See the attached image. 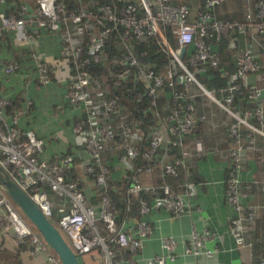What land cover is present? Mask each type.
<instances>
[{
	"label": "built area",
	"instance_id": "obj_1",
	"mask_svg": "<svg viewBox=\"0 0 264 264\" xmlns=\"http://www.w3.org/2000/svg\"><path fill=\"white\" fill-rule=\"evenodd\" d=\"M5 1L9 0H0ZM223 1L204 0L194 20L190 18L191 7L187 2L172 0H36L34 6L19 1L16 9L0 10V34L16 31L19 41L29 45L41 83L52 80L53 69L50 61L38 55L32 41L42 35L43 29L58 34L61 41L58 65L68 69V101L75 108L82 107L87 114L75 124L74 130L91 159L90 163H81L79 167L86 177L95 176L102 187L99 211L90 203L77 180H67L68 171L76 165L74 155L65 154L61 159L42 158L44 138L37 136L33 129L20 128L18 113L9 116L6 112L10 100L0 98V162L43 212L60 225L79 255L92 252L99 264H140L141 258L137 254L153 233V225L147 219L151 210L164 208L175 216L190 212L192 181L182 183V188L177 189L169 182L145 184L139 174L154 171L152 159L159 155L162 147L165 152L160 157V164L164 177L189 171L186 155L172 156L169 151L172 147L183 146L185 139L208 118L212 106L203 103L200 110L199 95L214 99L231 118L228 125L231 143L227 151V201L239 213L238 246L253 244L247 240V229L258 219L260 208L258 205H243L241 171L245 163L246 142L256 140L257 128L252 122L264 126L262 87L247 80L251 73L264 68V61L250 47L242 48L235 58L237 80L220 89L221 98L205 87L197 73L205 66L219 67L222 53L211 40L219 41L226 30H254L264 38V0H256L243 20L216 17L213 9ZM169 32L177 41L174 47L168 38ZM145 39L157 43L166 52V58L146 61L148 50H137L136 47L138 41ZM112 45L121 53H110ZM184 45L186 51L182 57ZM158 60L162 65L160 70L156 68ZM173 61L177 69H174ZM100 62L111 64L108 73L119 93L129 84L133 85L137 101L148 96L149 106L158 109L160 124L152 128L148 141L141 129L147 110L135 116L121 105L122 95L118 92L97 98L87 89L90 84H102L101 78L89 69L91 63ZM2 67L11 73L21 65L19 62L3 63ZM243 86L252 105L239 111L234 102ZM168 88L171 89L169 98L172 102L168 111L162 114L159 112V97ZM112 143L122 151L120 162L132 171L128 191L137 196L139 216L131 224L128 223L131 214L122 216L109 188L112 172L104 162L103 153ZM0 208L3 209L0 211V226L4 231H13L16 241L30 244L33 253L49 252L45 264H62L1 185ZM127 210H131L130 203ZM98 220L104 222V231L98 226ZM210 234L208 230L203 233L194 231L185 252L198 255L218 250L205 246ZM162 243L167 253L147 257V264H175L178 239L166 235Z\"/></svg>",
	"mask_w": 264,
	"mask_h": 264
},
{
	"label": "crops",
	"instance_id": "obj_2",
	"mask_svg": "<svg viewBox=\"0 0 264 264\" xmlns=\"http://www.w3.org/2000/svg\"><path fill=\"white\" fill-rule=\"evenodd\" d=\"M19 1L31 6L36 2L9 0L0 2V10L16 9L15 5ZM174 1L190 4L192 20L196 19L204 4V0ZM255 1L225 0L213 9V13L218 18L243 20L246 11L254 7ZM225 34L234 61L237 53L244 47H250L264 61V38L260 34L254 30H227ZM32 47L41 58L51 62L54 78L48 83H41L29 45L19 41L16 31H5L0 34V98H8L14 103L13 112L19 115L20 128L33 129L37 136L44 138L42 158L61 159L65 154H72L75 157V168L80 170V164L90 163L91 159L84 143L78 141L74 126L84 119L86 112L82 107H73L68 101V69L58 65L60 38L56 32L43 29L42 35L32 41ZM14 62L20 63L18 70L11 73L3 70V63ZM247 80L262 87L261 97L264 99V68L251 73ZM169 99L162 98L160 94V109L168 110ZM203 103L212 106L208 111V118L201 122L198 129L179 147L180 154L184 153L190 164L189 171L182 173H191L188 178V181L193 182L190 195L191 210L180 216H175L164 208L151 210L147 219L153 225V233L146 239L142 251L137 254L141 258L140 264H147L146 258L151 255L167 253L162 243L166 235H172L179 241L175 264L264 263V126L253 121L252 124L257 128L256 140L246 142L245 163L241 171V199L245 207L258 205L260 209L258 219L247 229V240L253 241V244L241 247L236 242L239 213L229 204L226 195L229 167L227 151L231 143L228 125L231 118L221 110L214 99L204 97L203 101H200L202 109ZM107 151L117 160L122 152L116 143H112ZM164 152L165 148L162 147L160 157ZM157 158L160 159L158 155ZM125 173L124 165L120 162L113 171V176L121 178ZM139 177L145 184L157 183V175L154 173L143 172ZM171 179L173 178L166 177L164 181L176 183ZM82 182L89 199L99 192V184L94 179L87 177ZM180 183L176 185L177 189L182 188L183 181ZM0 211L3 209L0 208ZM137 219L138 215L131 214L128 223H134ZM206 230L211 234L206 238L205 246L218 250L211 254L186 253L185 247L193 232L203 233ZM48 253H33L30 244H19L13 231H4L0 226V264H45ZM81 262L98 264L96 261L91 263L84 256L81 257Z\"/></svg>",
	"mask_w": 264,
	"mask_h": 264
},
{
	"label": "trees",
	"instance_id": "obj_3",
	"mask_svg": "<svg viewBox=\"0 0 264 264\" xmlns=\"http://www.w3.org/2000/svg\"><path fill=\"white\" fill-rule=\"evenodd\" d=\"M105 1V0H102ZM173 2H175L174 0H172ZM188 3V2H187ZM190 5V4H189ZM227 31V30H226ZM5 32V31H4ZM225 32L223 33L222 38L218 41L215 39H212V44L215 48L219 49L220 52L222 53V60L221 63L219 65V67L215 68V67H211V66H205L204 68L200 69L199 72L197 73V76L199 78V80L205 85V87L211 91H213V93L218 97L221 98V88H226L228 87L232 82H235L237 80L236 77V72L238 70L237 65H236V61H234L233 59V53L230 52V49L228 47V39L225 38ZM168 38L169 40L173 41L176 45V40L173 36V34L171 32H169L168 34ZM113 40V41H112ZM112 43L114 42V39H112ZM136 47L137 50L140 49H147L149 55L146 56L144 59L146 61H150L151 59H155L156 57L159 59H165L166 58V52L164 50L161 49V47L155 43L152 42L151 40L149 41L148 39L145 40H141L138 41L136 43ZM109 52L110 53H121L120 50L117 49L116 46L112 45L109 47ZM109 65H111L109 62H100V63H91L89 65V69L93 72V74L95 76H98L101 78L102 84L100 86H96V85H88L87 89L90 90L91 92H93L92 94L94 96H96L97 98L99 97H108V96H112L115 95L117 92V94L122 95V103L121 105L126 108L127 110H129L131 113H133L135 116L136 115H141L142 112H144L145 110H147V116L143 118L142 120V124H141V129H142V134L145 137V140L148 141V135L150 134L152 128L158 126L160 123V119H159V115L157 113L158 109L154 108V107H150L149 106V97L145 96L143 98L142 101H137L136 99V95L137 92L134 89L133 85H128L126 87H124L122 89V92L119 93V89L113 87L112 84V78L110 77L109 73H108V67ZM161 61H156V68L157 70L162 69L161 67ZM170 93H171V89H166L165 91L161 92L162 98L170 97ZM204 96L199 95L197 96V102H198V107L200 110H202V108L200 107V101H203ZM171 98L169 99V103L171 105ZM235 105L234 107L236 108V110L242 111L243 109H245L247 106H251L252 103L250 102L249 98H248V92L246 87H242L237 96H236V100H235ZM169 105V106H170ZM169 108V107H168ZM15 106L13 102H10V104L7 106L6 112L9 114H13L15 111ZM168 110H166V108L164 109H159V112L162 114H165ZM87 114L85 113V115H83V118H86ZM198 129V128H197ZM162 153V152H161ZM159 152V158H160V154ZM169 153H172L173 155H177L181 153V150L179 147H172L170 148ZM103 159L104 162H106L109 165V168L111 169L112 172V178L110 180V184H109V188H110V192L112 195V199L113 202L121 208L122 210V216L125 215L126 213H130V214H134V215H138L139 216V205H138V201H137V196L135 193L129 192L128 191V186H129V181H130V175L132 173L131 169H129L128 167L124 166L126 173L123 177L119 178L117 176H113V171L115 170L116 166L119 165L120 161L119 158L118 160L116 159V157L114 155H111L108 153V151H105L103 153ZM152 163L155 165V169L152 173H154L155 175H157V179H156V184L160 185L162 184L164 181V179L166 177L169 178H173L171 179L173 182L176 183H171L175 188L176 185L183 181L186 182L190 179L189 176L191 175V173L189 175L183 174L182 171L181 174L179 173L177 176L176 175H168L164 178V176L162 175L161 172V164H160V159H158L157 157L152 159ZM80 168V167H79ZM84 173L82 172V170L75 168V166L68 171L67 173V180H77L80 184V187L83 189V182L82 180H84V178L87 179V177H84ZM86 176V175H85ZM88 179H94L95 180V176H91L88 177ZM176 179V181H174ZM186 180V181H184ZM96 182V180H95ZM166 182H168L166 180ZM97 183V182H96ZM181 184V183H180ZM177 185V186H178ZM99 192L95 194L94 197L90 198L89 201L92 205H94L97 210L99 211L100 209V198H101V191H102V187L99 185ZM84 190V189H83ZM50 194L52 195L53 192L49 191ZM131 205V210L128 211L127 210V204ZM19 211L21 212V214L23 215V217L34 227L35 230L38 231L37 227L34 225V223L25 215V213L19 208V206L17 205ZM120 216V217H122ZM121 219V218H119ZM55 224L57 225L56 221ZM58 226V225H57ZM60 228V226H58ZM41 234V233H40ZM64 236L66 237V239L68 240V242L71 244V240H69V236L64 233ZM68 237V238H67ZM51 248V251H53L57 256L58 254L55 252V250ZM84 256L85 259H88L91 261V263L93 261H96L98 264L99 262L94 258L93 259V253H85V254H80V260L81 257ZM59 257V256H58ZM82 263V262H81Z\"/></svg>",
	"mask_w": 264,
	"mask_h": 264
},
{
	"label": "water",
	"instance_id": "obj_4",
	"mask_svg": "<svg viewBox=\"0 0 264 264\" xmlns=\"http://www.w3.org/2000/svg\"><path fill=\"white\" fill-rule=\"evenodd\" d=\"M185 51L186 45L182 47V57ZM0 185L34 223L38 232L58 254L62 264H82L79 253L73 249L61 229L43 212L36 200L12 177L1 162Z\"/></svg>",
	"mask_w": 264,
	"mask_h": 264
},
{
	"label": "rangeland",
	"instance_id": "obj_5",
	"mask_svg": "<svg viewBox=\"0 0 264 264\" xmlns=\"http://www.w3.org/2000/svg\"><path fill=\"white\" fill-rule=\"evenodd\" d=\"M170 42H171L172 46L174 47L175 46V43L172 40ZM173 67H174V69H177V65H176V63H174V61H173ZM52 78H54V74H53V77ZM97 223H98V226L100 227V229L102 231H104V226H105L104 222L102 220H98ZM57 225L60 226L58 223H57Z\"/></svg>",
	"mask_w": 264,
	"mask_h": 264
}]
</instances>
